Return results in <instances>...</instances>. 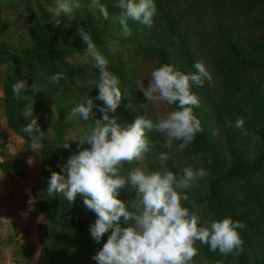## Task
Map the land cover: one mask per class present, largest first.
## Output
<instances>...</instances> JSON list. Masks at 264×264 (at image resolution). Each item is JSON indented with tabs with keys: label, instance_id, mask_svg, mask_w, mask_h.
<instances>
[{
	"label": "rangeland",
	"instance_id": "obj_1",
	"mask_svg": "<svg viewBox=\"0 0 264 264\" xmlns=\"http://www.w3.org/2000/svg\"><path fill=\"white\" fill-rule=\"evenodd\" d=\"M115 2L116 0H102V3L108 7L111 17L109 20H104L98 9H89L90 0H80L81 8L70 17H56L50 12V7H54V0H0V21L6 26L1 38L16 52L32 47L34 40L29 9L32 7L38 11L41 5L50 15L51 30L61 47L67 50L66 59L73 64L90 68L94 61L87 56L86 45L79 34L80 29L87 31L101 53L106 51L114 61H125L130 70L129 83L127 85L120 83L121 91L124 93L122 102L114 114L109 113L110 117L115 115L118 118L121 126L127 127L135 121L137 116H147L156 121L175 109L174 105L169 106L164 101L148 103L143 93L137 89V81H143L147 87L151 72L160 66L156 57L154 35L157 31L164 33L163 13L169 11L180 20L179 29L196 61H202L210 72L211 80L205 79V82L215 103L224 110L226 123L235 122L238 118L244 119L246 135L241 134V130L235 127H229V129L243 162L251 166L256 157L264 153V141L261 134L264 129V70L263 66L258 68L241 66L228 50L226 41L232 39L245 56L257 58L258 56L252 49V42L264 41V8L244 11L241 6H232L230 0H160V2L155 0L158 14L154 17L153 26L148 28L129 20L128 24L132 34L125 36L121 25L115 21V17L120 12L113 6ZM56 20L60 22L57 23ZM90 26L93 27L94 32L91 31ZM169 51L177 70L188 73L175 47L170 46ZM12 63L0 67V89L3 87L5 76L11 70ZM22 74L32 93L31 120L37 119L41 130L48 136L45 140L58 137L56 128L63 129L62 143L65 137L70 140L90 133L92 127L95 126V121H83L78 117L68 120L67 116L75 106L73 101L78 102L82 97L79 88L89 87L92 79L78 80L74 87L67 90L65 100H63L66 89H59L51 84L37 65L34 67L33 79L24 68ZM35 84L37 89L33 87ZM192 90L200 100L199 106L195 108L200 112L203 131L213 138L214 146L211 154L205 157L204 153L193 149L190 145L182 151L175 144L171 149H165L163 134L153 130L146 133L150 141V151L144 154L143 161L124 162L130 163L131 171L141 163L152 171L163 170L158 156L161 152H168L170 156L168 161L178 169L180 174L185 167L203 168L207 172L206 166L209 158L216 165L217 173L221 177L227 173L231 162L225 147L224 135L216 124L213 108L200 87L193 85ZM58 104L66 108L60 111ZM94 111L96 115L93 120L100 119L98 112L95 109ZM2 118H5V114L0 101V119ZM78 143L74 141L71 146ZM16 147L20 150L21 156H32L31 163L41 169L38 174L41 176L43 162L41 144L21 140L17 141ZM74 152L78 151L72 147L71 149L62 147V150L57 152L61 166L67 163L65 159H69ZM23 160L25 159L16 160L17 165L14 164V166L18 170L22 168L25 173L27 168L21 166ZM165 167L169 170L167 164ZM40 181L41 179L34 184L21 183V191H24L22 195L25 196V193L30 191L31 197L29 196L28 200L31 201L20 195L10 198L2 196L0 197V208L7 206L11 209L21 208L23 205L27 209L31 205L35 208L39 198L49 201L51 198L46 192L42 193L41 188L39 189ZM223 186L233 199H238L250 188L261 190L264 199V162L251 172L248 182L238 179L224 180ZM33 187H35L34 190ZM189 191L191 196L200 202L197 206V214L204 223L224 218H218L215 215L210 203L211 194L207 175L189 188ZM31 192H36L37 197L32 198ZM59 196L64 207L82 209L83 216L87 218L86 230L79 238L76 230L70 225L51 226L47 224L37 233L41 246L57 244L62 237L68 238L73 246L69 251H61L56 262H50L40 254L37 264H96L92 257L101 250L105 240L97 243L90 235V225L96 220L95 212L85 207L84 198L80 194L74 202L67 201L62 195ZM120 198L126 201L128 198L134 199L135 192L131 189H124L121 191ZM250 210L256 218L261 220L262 227L260 230L251 232L248 241L243 242L242 248L252 264H264V207L257 208L253 205ZM6 231H10L6 225H0V233ZM194 247L198 249V254L191 264H238L236 254L225 256L216 251L214 257L209 259L202 252L198 241L195 242Z\"/></svg>",
	"mask_w": 264,
	"mask_h": 264
},
{
	"label": "clouds",
	"instance_id": "obj_2",
	"mask_svg": "<svg viewBox=\"0 0 264 264\" xmlns=\"http://www.w3.org/2000/svg\"><path fill=\"white\" fill-rule=\"evenodd\" d=\"M113 6L120 10L115 21L121 25L125 36L132 34L129 20L151 28L158 14L155 0H116ZM80 8V0H54V7L49 10L56 17H70ZM89 9H98L104 20L111 18L102 0H90ZM79 34L86 45L87 56L94 61L92 66L99 69V77L94 82L99 93L73 101L75 106L67 119L78 117L95 121V126L81 138L65 137L60 147L71 149L72 142L78 141L81 150L70 156L62 172L52 173L46 194L50 198L62 195L69 202H74L78 194L82 195L85 207L96 214L89 229L91 237L99 243L110 233L92 259L96 264H191L198 254L194 247L197 241L225 256L240 254L243 251L240 230L246 228L245 223L231 217L204 223L191 210L196 205L190 201L186 190L206 177L203 168L185 167L182 174L177 175L165 167L170 159L168 152H161L158 160L163 170L152 171L141 163L126 175L122 174L125 161L142 162L144 154L150 151L147 132L155 130L163 134L165 149L175 144L182 151L203 131L201 120L194 113L200 100L192 86L203 87L205 79L211 80L205 64L197 61L195 71L190 73L162 64L151 72L147 87L138 80L137 89L148 103L164 101L175 109L156 121L137 116L132 124L123 127L115 115H109L117 111L123 99L120 79L108 70L107 58L89 33L80 29ZM62 78V74L57 73L50 76L49 81L58 84ZM27 87L26 80H17L12 85L14 97L20 99ZM33 87L37 89L36 84ZM96 101H102L103 105ZM94 109L103 114L102 119L93 120ZM24 116L31 117L32 111L25 110ZM244 125L243 118L227 124L246 135ZM22 131L28 134L32 144L48 139L37 119H32ZM124 189L133 190L135 198L122 200L120 195ZM184 202H188L191 209Z\"/></svg>",
	"mask_w": 264,
	"mask_h": 264
},
{
	"label": "trees",
	"instance_id": "obj_3",
	"mask_svg": "<svg viewBox=\"0 0 264 264\" xmlns=\"http://www.w3.org/2000/svg\"><path fill=\"white\" fill-rule=\"evenodd\" d=\"M232 6H241L244 11H253L257 8H264V0H230ZM160 2V0H156ZM39 10L34 8L29 9L30 19L32 23V35L34 43L32 47L22 49L18 52L14 51L11 46L3 40L1 37L6 28L0 21V67L7 63L13 62L10 72L5 76L3 80V97L1 100L2 108L4 110L5 119L9 128L13 133L23 138L24 140L31 143L28 134L22 131V128L31 122V117L26 118L24 116L25 110L32 111L31 90L27 87L25 93H21V98L16 99L12 92V85L19 79H24L25 76L22 74L24 68L28 75L33 79L34 67L37 65L40 70L43 71L47 80L54 74H62V79L58 84H54L56 88H65L66 91L63 94V100H65L66 92L70 87H74L78 80H89L92 79L89 87L83 86L79 88L82 96L90 95L95 97L99 93V89L95 88V81L99 77V69L91 66L86 68L83 65L73 64L66 59L67 50L61 47L56 35L51 30L50 15L41 5ZM164 18V33L160 31L155 32L154 35V46L156 51V57L159 65L170 64L176 65L173 62L171 53L169 51L170 46H174L175 50L183 63L188 73L195 71L194 64L197 62L191 53L190 47L188 46L186 39L182 36L179 29V19L175 18L172 13L166 11L163 13ZM1 16V11H0ZM92 32L94 29L90 26ZM228 50L234 55L237 62L243 67H262L264 70V41L252 42V49L258 56L257 58L247 57L239 49L238 45L232 39L226 41ZM101 48V47H100ZM103 52V48L101 50ZM108 60V70L116 74L122 85H127L130 81V70L125 61H114L109 53L104 51L102 53ZM177 69V68H176ZM198 87V86H197ZM206 94L207 101L213 108L214 117L216 124L220 128L225 138V147L231 162V166L227 173L221 177L217 173L216 165L209 158L207 169V178L210 188V203L214 208L215 215L220 217H231L234 221H241L246 224V228L240 230L241 238L243 242H247L251 232L260 230L261 220L256 218L254 213L250 210L253 205L257 208L264 207L263 192L256 188H250L244 195L238 199H233L225 190L223 186L224 180L238 179L244 182H248L250 179L251 172L259 168L261 163L264 162V153L257 156L252 162L251 166L246 165L240 155L239 149L235 143V140L227 126L225 120L224 110L215 103L212 95L209 93L206 82L203 87H200ZM98 105H103L102 101H96ZM60 111L66 107L57 105ZM99 118L102 119V113L95 109ZM195 115L201 120L200 112L194 108ZM58 137L51 140H43L41 144V154L43 156L42 162V175L39 189L43 193L48 188V182L53 172H62V166L60 160L57 158V152L62 150L61 144L63 140V129L56 128ZM262 139L264 141V129L262 131ZM212 136L204 131L198 133L190 144V146L204 153L205 157L213 151V140ZM74 150L80 151L79 143L71 146ZM87 147V145H85ZM67 158L65 162H67ZM16 160L11 159L8 163L9 169H18L14 164L17 165ZM5 164V163H3ZM170 171L181 175L178 169L171 163L167 162ZM130 163H124L122 174L130 172ZM37 184V183H36ZM37 187V186H36ZM35 187H33L34 190ZM189 195L190 201H194L196 207L191 209V205L188 202H184L186 206H189L191 210L197 213V206L199 201L195 200L189 191L186 190ZM32 198L37 197L36 192L32 193ZM132 200L128 198L127 201ZM37 215L43 217L38 232L45 228L47 224L51 226L57 224L70 225L75 230L77 235L82 237L87 225V218L83 216L82 209L80 207H64L60 196L57 195L51 198L49 201H45L41 198L37 201L36 212ZM29 229L24 231L26 234ZM19 235V234H18ZM110 233H106L104 236L105 242L107 241ZM17 237V235H16ZM200 248L204 255L212 259L214 252L210 250V247L205 244H201L198 241ZM43 245V244H42ZM73 243L66 237H62L57 244H49L48 246H41V255L46 257L50 262H56L59 258L60 252H66L71 249ZM238 264H252L246 252L242 251L236 255ZM261 264V263H259Z\"/></svg>",
	"mask_w": 264,
	"mask_h": 264
},
{
	"label": "crops",
	"instance_id": "obj_4",
	"mask_svg": "<svg viewBox=\"0 0 264 264\" xmlns=\"http://www.w3.org/2000/svg\"><path fill=\"white\" fill-rule=\"evenodd\" d=\"M2 97L3 91L0 89V101ZM21 140L23 142L24 139L12 132L6 119H0V197L10 198L20 195L27 197L28 200L31 197L30 191H27L23 196L24 191H21V183L34 184L41 179V176H38L41 169L38 166V168L33 166L32 156H21L20 150L17 149L16 143ZM20 158L25 159L21 164L22 167L27 168L25 173L22 168L19 169L20 171L9 169L8 163L11 159L19 160ZM35 212L36 207L32 208V205L28 209L25 205L13 209L8 206L0 208V225H6V228L10 230L0 233V264H37L41 254L37 233L43 222V217ZM26 229L29 231L24 234ZM17 234L19 235L16 237Z\"/></svg>",
	"mask_w": 264,
	"mask_h": 264
}]
</instances>
